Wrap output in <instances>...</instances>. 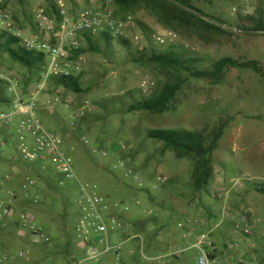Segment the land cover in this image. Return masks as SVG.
<instances>
[{"label":"rangeland","instance_id":"rangeland-1","mask_svg":"<svg viewBox=\"0 0 264 264\" xmlns=\"http://www.w3.org/2000/svg\"><path fill=\"white\" fill-rule=\"evenodd\" d=\"M64 1L74 18L90 9L110 13L114 19L127 24V37L142 30L153 34L174 32L178 37L177 52L196 61L193 68L199 71L210 70L215 62L231 58L237 63L258 62L264 72V34L236 28L242 15H256L255 9L260 2L264 10V0H250L252 9L248 14L243 12L240 0H190L202 17L208 19L207 22L233 33L218 35L164 28L158 21L154 5L144 0L126 9V13L116 5L117 0ZM0 6L9 14L12 29L8 31L7 25L0 21V32L32 39L38 36L36 13L40 8L46 10L49 0H0ZM50 15L56 20V16ZM92 45L93 51L85 47L71 59L77 61L82 57L84 60L81 72L74 77H81L82 87L87 92L74 94L54 85L37 104V114L45 127L60 136L68 150H73L71 153L79 177L98 186L97 196L113 205L116 218L132 224L134 233L143 236L148 253L156 248L153 241L158 225L172 218L173 213L181 215L182 205L186 206L185 211H189L191 217L203 219L206 216L200 208L230 190V197L239 192L238 209L245 208L248 211L241 213L253 217L252 235L262 236L254 241L258 247L264 248V77L252 70L234 68L226 70L219 82L194 79L182 71L149 65L144 59L151 55V49L143 50L132 42L123 46L117 39H98ZM167 48L155 50L160 53ZM0 76L13 77L21 83L37 78L1 50ZM168 83L181 87L172 111L165 114L128 111L134 102L149 99ZM6 95L7 87L0 85V102ZM79 110L84 112L78 120L80 127L93 146L104 147L110 152L109 159L89 156V148L71 133V116ZM219 125H224V130L213 156L212 179L200 194L193 190L192 159H180L172 151L165 150L163 144L147 137L150 131L158 129L207 133ZM120 162L123 167L138 172L150 187L158 186L157 194L152 195L153 200L149 201L144 192H139L141 205H131L129 198L137 182L119 165ZM6 163V170L0 171V181L5 203L13 208V212L0 220V238L10 239L9 249L19 247L14 255L20 251L28 253L26 259L6 264H52L57 259L63 260L68 248L66 242L62 245L60 240L69 237L73 242V257H66L63 264H77L84 260L85 253L74 231L78 208L76 189H59L37 171H30L26 164ZM159 178H167L168 182L162 185ZM238 181L241 185L234 188ZM31 184L40 196L37 203L24 198L25 190ZM11 193L16 195L15 199L10 197ZM137 208L146 210L137 212ZM24 212L37 224L57 230L54 237H51V231H45L51 238L49 243H26L30 239L29 232L21 227L20 220ZM55 221L60 223L55 224ZM135 227L140 228V233L135 232ZM116 241L122 243V236ZM139 248L137 240L128 242L120 256L131 264H195L198 257L194 249H173L175 253H182L172 257L169 254L173 251H167L159 256V262L151 263L143 258ZM115 257L110 253L100 261L85 264H104L110 259L115 262ZM212 264H228V261Z\"/></svg>","mask_w":264,"mask_h":264},{"label":"built area","instance_id":"built-area-1","mask_svg":"<svg viewBox=\"0 0 264 264\" xmlns=\"http://www.w3.org/2000/svg\"><path fill=\"white\" fill-rule=\"evenodd\" d=\"M52 1L59 20H53L47 10L40 8L36 13L37 37L22 38L21 35L13 34L20 39L26 50L45 55L46 66L40 79L31 85L27 92L24 91L18 79L0 76V80L7 87L6 101L0 106V158L6 162L23 163L30 166L42 177L53 180L59 189H76L78 208L74 231L85 253V259L77 264L100 261L110 253L115 254V263L121 264V250L125 244L133 240L139 242L141 255L147 262H159L161 257L146 252L144 238L142 235L134 233L133 225L116 218L113 215V205L97 196L98 186L86 183L79 177L71 153L73 150H68L63 139L47 129L37 114L39 98L47 96L50 92L54 86L53 79L71 78L81 72L83 58L78 57L77 61L71 59L86 47L88 39L94 40L103 36L111 39L127 38L139 48L147 47V39L139 31H135L130 37H127V24L114 19L108 12L90 9L80 12L74 18L64 0ZM240 1L244 7L243 12L248 14L252 9L250 0ZM0 21L7 25L8 31H12L10 16L3 10V6H0ZM177 39V35L171 31L152 35L153 44L158 47L175 46ZM83 116V110H79L76 115L71 116L69 126L71 133L78 136L82 144L89 148V156L109 159L110 152L104 147L93 146L88 135L80 127L78 120ZM9 130H13L12 142L5 136V131ZM8 148H13V154L8 152ZM119 165L122 166V162ZM123 168L137 182L129 198L131 205L134 207L141 205L138 197L139 192L157 194L155 190L158 186L150 187L138 172L127 167ZM158 182L163 185L168 182V179L159 178ZM240 185L238 181L234 184V188ZM230 191L221 193L218 198L227 199L231 195ZM10 197L15 199L16 195L11 193ZM24 198L35 203L40 200V196L32 184L26 188ZM12 212L13 208L5 203L0 181V220ZM250 217L249 214L233 213L232 210L223 212V220H231L235 223L240 220L244 222L242 225H236L237 232L244 235H249L252 230ZM20 220L21 227L29 232L30 240L34 245L51 241L44 228L37 224L29 214L22 213ZM59 223V221H55V224ZM221 224L222 222H215L214 227L217 228ZM122 235L125 237L123 242H117L116 238ZM205 244L206 247L199 248L201 254L199 264H210L209 250L213 248V245L209 240ZM181 253L182 251H177V253L173 251L169 255L177 257ZM27 255L28 253L25 251H20L16 255L0 258V263L6 264L23 260Z\"/></svg>","mask_w":264,"mask_h":264},{"label":"trees","instance_id":"trees-1","mask_svg":"<svg viewBox=\"0 0 264 264\" xmlns=\"http://www.w3.org/2000/svg\"><path fill=\"white\" fill-rule=\"evenodd\" d=\"M149 5H154L156 16L159 23L164 28H179V30L196 32H206L213 35L233 34L225 31L220 27L210 24L202 18L203 14L191 5L190 0H144ZM141 0H117L116 5L122 9V13H126L130 7L139 4ZM50 14L56 16L59 20L55 8L49 0V6L46 9ZM255 16L242 15L239 17V25L236 27L239 31H252L264 34V10L262 2L256 7ZM147 39V47L151 49V55L145 58V62L149 65L156 66L163 70L174 69L189 74L194 79L207 80L211 82H219L224 72L228 69L242 68L256 72L264 77V72L258 62L251 61L247 63H237L231 58L221 59L213 64L210 70L199 71L193 68L196 63L193 59H188L185 54L177 52L178 47L170 46L164 52H157L155 48H161L153 44L150 31H143ZM103 39L104 41L113 40L107 36L86 41V50L93 51V41ZM123 46H128L131 42L127 39H117ZM145 50L144 48H142ZM0 50L6 53L14 62L25 68L30 75L37 77L29 78L25 83H21L25 92L29 87L37 82L46 66L45 55L38 52L26 50L18 37L7 32H0ZM54 85L62 87L65 91L74 94H84L87 90L83 89L81 77L53 79ZM0 85L6 89L5 83L0 80ZM181 87L179 84H166L163 88L154 93L149 99L134 102L128 109L129 112H140L149 114H165L173 110L174 100L179 93ZM6 94V92H5ZM7 96V95H6ZM6 101V97L1 100L0 104ZM0 105V106H1ZM224 125H219L211 132L196 133L189 130L179 129H158L150 131L147 134L148 139L161 143L164 149L172 151L180 159L190 158L194 163L195 180L193 190L196 194L202 193L210 183L213 172V156L218 148V143L223 136ZM54 182L53 180H50ZM264 194V191H262ZM144 195L153 200L150 193L144 192Z\"/></svg>","mask_w":264,"mask_h":264},{"label":"crops","instance_id":"crops-1","mask_svg":"<svg viewBox=\"0 0 264 264\" xmlns=\"http://www.w3.org/2000/svg\"><path fill=\"white\" fill-rule=\"evenodd\" d=\"M50 112L53 113V110H50ZM12 134L13 130L5 131V136L11 142V138L13 137ZM8 152L13 154V148H10V151ZM5 164L7 165L6 161L0 160L1 172L6 170ZM29 170L34 171L30 166ZM238 193L239 192L236 191L231 197H228L227 199L219 198L217 200L207 201L205 203V207L200 208V211H204L206 216L203 219L191 217L189 211H185L187 209L186 206L182 205L181 212L179 211L181 215L176 216V214L173 213L172 218H168L164 223L158 225L157 233H155L153 241L156 245V248H154V250L148 254L153 256H161L167 251H173V249H194L197 251L198 256L195 264H199V260L201 258L199 248L201 246L206 247L205 242L209 240L213 245V248L209 250L210 264L220 262V260L228 261V264H264V248L258 247L257 243L254 241L256 237L260 236L252 235V230L249 235L239 234L236 230V225L244 224L242 220H240L238 223H235L231 220H223V212L226 210H232L233 213L248 211L245 208L238 209L240 207ZM196 202L199 204L200 200L198 199ZM136 210L138 212V210L145 211L146 209L137 208ZM242 214L245 215L244 213ZM215 222H222V224L215 228ZM254 222L255 221L251 216L250 223L255 224ZM42 227L46 232L47 230L51 231V237H54V235L57 234L56 229L50 230L49 227H46V225H43ZM139 230V227H135L136 233H140ZM62 238L64 237L62 236ZM124 238V235H122V242ZM60 241V244L62 245L66 242V247L68 248L66 250V256H63V260L57 259L52 264H63V262L66 260V257H73V242L71 237L61 239ZM10 242L11 241L8 239V237L0 238V258L14 255L18 252L19 247L9 249ZM26 243L31 244V240L29 239L26 241ZM104 264L116 263L110 259L105 261ZM122 264L131 263H128L122 259Z\"/></svg>","mask_w":264,"mask_h":264},{"label":"water","instance_id":"water-1","mask_svg":"<svg viewBox=\"0 0 264 264\" xmlns=\"http://www.w3.org/2000/svg\"><path fill=\"white\" fill-rule=\"evenodd\" d=\"M204 20L208 21V19H206L205 17H202Z\"/></svg>","mask_w":264,"mask_h":264}]
</instances>
